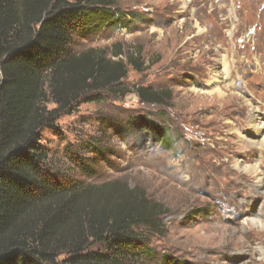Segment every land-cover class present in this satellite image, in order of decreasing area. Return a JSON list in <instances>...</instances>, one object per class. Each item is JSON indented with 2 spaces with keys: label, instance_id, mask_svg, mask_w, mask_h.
<instances>
[{
  "label": "rangeland",
  "instance_id": "obj_1",
  "mask_svg": "<svg viewBox=\"0 0 264 264\" xmlns=\"http://www.w3.org/2000/svg\"><path fill=\"white\" fill-rule=\"evenodd\" d=\"M114 1L129 28L77 48L106 49L115 60L138 57L142 70L129 65L124 83L132 92L61 116L56 128L43 130V146L53 163L71 166L64 150L95 145L103 156L85 155L97 175L77 170L75 179L93 186L127 181L161 203L163 229L150 240L161 255L179 264H264L263 134L250 126L253 110L264 122V0ZM119 48L123 55L114 56ZM216 86L223 95L212 93ZM138 87L171 98L144 103ZM139 115L169 129L171 148L126 130Z\"/></svg>",
  "mask_w": 264,
  "mask_h": 264
},
{
  "label": "trees",
  "instance_id": "obj_2",
  "mask_svg": "<svg viewBox=\"0 0 264 264\" xmlns=\"http://www.w3.org/2000/svg\"><path fill=\"white\" fill-rule=\"evenodd\" d=\"M129 23L114 0H0V264H179L151 247L165 209L143 188L75 179L77 170L97 175L85 152L103 156L99 147L70 146V166L53 163L42 143L43 130L81 104L132 92L124 83L129 65L142 70L138 57L77 48ZM136 93L149 104L171 98L146 87ZM125 125L171 148L169 129L146 115Z\"/></svg>",
  "mask_w": 264,
  "mask_h": 264
},
{
  "label": "bare ground",
  "instance_id": "obj_3",
  "mask_svg": "<svg viewBox=\"0 0 264 264\" xmlns=\"http://www.w3.org/2000/svg\"><path fill=\"white\" fill-rule=\"evenodd\" d=\"M226 61L225 60H223V66H224V69H226L225 71H227V65H226ZM228 76V74L226 73V75L224 74V77H227ZM218 76H215V80H218ZM213 92H217L219 95H223V93H222V89L221 88H219V87H215L214 88V90L212 91V93ZM214 94V93H213ZM226 95V94H225ZM258 117H257V110H253V113H252V122H251V127L255 130V132H256V134H258V135H262L261 137H262V139H261V142H260V144H261V146H263L264 147V122H262V121H258ZM255 143V142H254ZM247 170H249V169H247ZM257 170H258V167L257 166H253V171L254 172H257Z\"/></svg>",
  "mask_w": 264,
  "mask_h": 264
}]
</instances>
